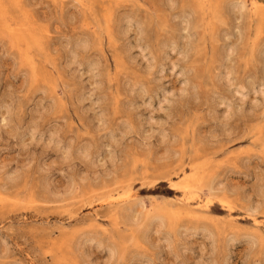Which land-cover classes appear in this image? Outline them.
Wrapping results in <instances>:
<instances>
[{"label":"rangeland","instance_id":"1","mask_svg":"<svg viewBox=\"0 0 264 264\" xmlns=\"http://www.w3.org/2000/svg\"><path fill=\"white\" fill-rule=\"evenodd\" d=\"M0 264H264V0H0Z\"/></svg>","mask_w":264,"mask_h":264},{"label":"bare ground","instance_id":"2","mask_svg":"<svg viewBox=\"0 0 264 264\" xmlns=\"http://www.w3.org/2000/svg\"><path fill=\"white\" fill-rule=\"evenodd\" d=\"M241 91V90H240ZM235 93V92H234ZM161 104V103H160ZM128 199H129V196H128ZM116 200V199H115ZM122 200V199H121ZM121 200H119V201H121ZM117 201V200H116ZM114 204V203H113ZM207 205V204H206ZM201 209V208H200ZM205 209V208H204Z\"/></svg>","mask_w":264,"mask_h":264}]
</instances>
